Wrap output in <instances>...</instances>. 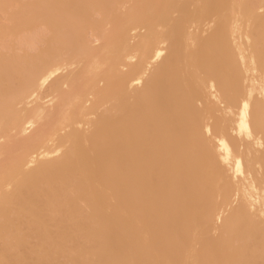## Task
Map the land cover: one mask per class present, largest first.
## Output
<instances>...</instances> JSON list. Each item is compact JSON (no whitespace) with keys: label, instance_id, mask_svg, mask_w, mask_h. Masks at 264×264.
Instances as JSON below:
<instances>
[{"label":"bare ground","instance_id":"obj_1","mask_svg":"<svg viewBox=\"0 0 264 264\" xmlns=\"http://www.w3.org/2000/svg\"><path fill=\"white\" fill-rule=\"evenodd\" d=\"M0 264H264V0H0Z\"/></svg>","mask_w":264,"mask_h":264},{"label":"snow or ice","instance_id":"obj_2","mask_svg":"<svg viewBox=\"0 0 264 264\" xmlns=\"http://www.w3.org/2000/svg\"><path fill=\"white\" fill-rule=\"evenodd\" d=\"M245 107H247V106L245 105Z\"/></svg>","mask_w":264,"mask_h":264}]
</instances>
